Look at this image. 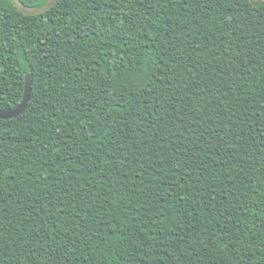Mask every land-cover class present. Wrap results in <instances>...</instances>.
<instances>
[{"label": "trees", "instance_id": "16d2710c", "mask_svg": "<svg viewBox=\"0 0 264 264\" xmlns=\"http://www.w3.org/2000/svg\"><path fill=\"white\" fill-rule=\"evenodd\" d=\"M28 72L0 264H264V0H0L1 109Z\"/></svg>", "mask_w": 264, "mask_h": 264}, {"label": "water", "instance_id": "95a60500", "mask_svg": "<svg viewBox=\"0 0 264 264\" xmlns=\"http://www.w3.org/2000/svg\"><path fill=\"white\" fill-rule=\"evenodd\" d=\"M12 4L21 12L28 15H34L42 13L48 9H50L57 0H46L44 3L40 5H28L25 4L21 0H10ZM251 2H254L256 0H250ZM31 86H32V74L26 73L24 77V91L22 95V99L19 102V104L13 108L10 109H1L0 108V118L1 119H10L13 117H16L20 115L26 108L27 103L30 98L31 93Z\"/></svg>", "mask_w": 264, "mask_h": 264}]
</instances>
